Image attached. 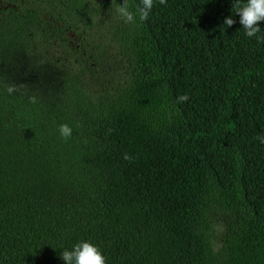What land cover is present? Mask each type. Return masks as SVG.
<instances>
[{"label":"trees","instance_id":"1","mask_svg":"<svg viewBox=\"0 0 264 264\" xmlns=\"http://www.w3.org/2000/svg\"><path fill=\"white\" fill-rule=\"evenodd\" d=\"M126 2L0 0V264H264V22Z\"/></svg>","mask_w":264,"mask_h":264},{"label":"clouds","instance_id":"2","mask_svg":"<svg viewBox=\"0 0 264 264\" xmlns=\"http://www.w3.org/2000/svg\"><path fill=\"white\" fill-rule=\"evenodd\" d=\"M154 0H141L136 10V16L139 20H145L152 10ZM161 4L165 0H159ZM232 8L235 9V15L239 17V24L244 29V35L256 39H261L257 33L261 31V24L264 22V0H233ZM116 15L125 22H133L134 14L129 11L126 0L116 10ZM236 21L233 16L226 17L223 25L230 27ZM187 97H185L186 99ZM59 135L67 139L71 136L72 129L67 124H61L58 127ZM264 143V138L261 139ZM60 258L64 264H107V258L100 248L90 240H79L60 251Z\"/></svg>","mask_w":264,"mask_h":264},{"label":"rangeland","instance_id":"3","mask_svg":"<svg viewBox=\"0 0 264 264\" xmlns=\"http://www.w3.org/2000/svg\"><path fill=\"white\" fill-rule=\"evenodd\" d=\"M58 60V59H57Z\"/></svg>","mask_w":264,"mask_h":264}]
</instances>
